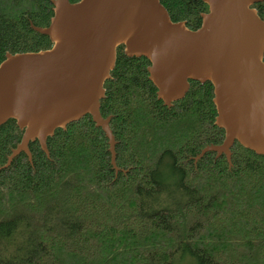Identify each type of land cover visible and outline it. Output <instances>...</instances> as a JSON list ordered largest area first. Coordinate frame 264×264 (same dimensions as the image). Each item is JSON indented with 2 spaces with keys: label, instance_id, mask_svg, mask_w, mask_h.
I'll return each instance as SVG.
<instances>
[{
  "label": "trees",
  "instance_id": "trees-1",
  "mask_svg": "<svg viewBox=\"0 0 264 264\" xmlns=\"http://www.w3.org/2000/svg\"><path fill=\"white\" fill-rule=\"evenodd\" d=\"M52 0H0V62L6 53L48 49ZM78 0H70L76 2ZM172 22L190 30L208 11L202 0H160ZM264 19V1L252 5ZM264 60V58H263ZM149 61L116 49L100 113L108 140L89 115L37 141L3 167L20 142L13 119L0 126V264H174L178 252L196 264H264V155L219 145L209 82L189 81L168 108L148 78Z\"/></svg>",
  "mask_w": 264,
  "mask_h": 264
},
{
  "label": "water",
  "instance_id": "water-1",
  "mask_svg": "<svg viewBox=\"0 0 264 264\" xmlns=\"http://www.w3.org/2000/svg\"><path fill=\"white\" fill-rule=\"evenodd\" d=\"M202 1L208 11L190 30L184 21L172 22L160 0H52L49 25L30 23L51 47L6 53L0 62V126L13 119L22 130L3 167L20 153L31 163L30 142L49 157L47 138L89 115L119 171L110 117L100 113L119 46L127 57L149 61L148 78L168 108L185 96L189 81L212 85L214 124L224 139L201 149L194 161L214 152L231 166L235 143L264 155V19L252 8L264 0Z\"/></svg>",
  "mask_w": 264,
  "mask_h": 264
},
{
  "label": "rangeland",
  "instance_id": "rangeland-1",
  "mask_svg": "<svg viewBox=\"0 0 264 264\" xmlns=\"http://www.w3.org/2000/svg\"><path fill=\"white\" fill-rule=\"evenodd\" d=\"M174 264H196V263L188 253L178 252L175 257Z\"/></svg>",
  "mask_w": 264,
  "mask_h": 264
}]
</instances>
